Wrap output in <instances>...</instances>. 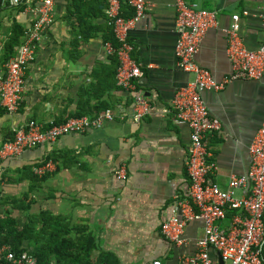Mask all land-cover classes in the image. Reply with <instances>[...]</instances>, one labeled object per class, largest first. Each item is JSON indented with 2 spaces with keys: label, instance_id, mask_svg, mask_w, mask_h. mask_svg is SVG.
Returning <instances> with one entry per match:
<instances>
[{
  "label": "crops",
  "instance_id": "obj_1",
  "mask_svg": "<svg viewBox=\"0 0 264 264\" xmlns=\"http://www.w3.org/2000/svg\"><path fill=\"white\" fill-rule=\"evenodd\" d=\"M149 1L145 16L128 33L133 46L130 57L141 68L137 90L149 101L142 120H134V93L118 84L117 62L106 51L107 0H56V20L26 72L21 108L7 113L0 103V148L8 133H15L31 119L49 125L78 114L113 111L114 119L102 128L65 135L14 158H0V171L53 161L55 171L37 178V214L48 211L60 215L73 228L70 233L67 230V237H80L82 243L92 237V257L109 264H152L155 260L179 264L182 253L196 252V242L204 233L200 219L188 221L179 246L161 232V224L190 182L186 158L191 130L177 121L173 98L193 74L180 67L175 54L174 0ZM186 2L218 13V24L205 35L196 61L217 81L230 77L235 70L224 29L233 14L239 13L245 45L257 48L263 41L262 1ZM14 21L19 23L21 35L32 18L24 8L11 6L10 0H0V74L5 65L1 62L4 42ZM24 38L19 36L21 44ZM18 46H14L16 53ZM202 94L210 114L222 122L221 132L206 136L217 164L212 180L228 189L232 175L246 174L251 167L249 147L264 123V73L260 78H233L223 88ZM123 163L127 179L118 180L116 171ZM244 216L243 211L228 208L218 226L228 233L239 224L237 218ZM211 256L219 264V253L211 250Z\"/></svg>",
  "mask_w": 264,
  "mask_h": 264
},
{
  "label": "built area",
  "instance_id": "obj_2",
  "mask_svg": "<svg viewBox=\"0 0 264 264\" xmlns=\"http://www.w3.org/2000/svg\"><path fill=\"white\" fill-rule=\"evenodd\" d=\"M260 18L263 41L257 48L245 45L240 34L241 15L233 14L227 32L228 55L233 63L234 73L217 81L212 73L200 66L196 54L208 30L218 24V13L206 8L189 5L186 0H174L177 10L175 29L177 41L175 54L180 67L193 74L185 86L180 87L173 98V107L178 122L186 123L191 130L190 146L186 158L189 184L186 193L177 199L172 214L161 224V232L166 239L179 246L183 244L184 233L189 220L204 222V233L197 240V250L193 254L182 253L179 264H217L211 250L219 253L223 264H263L264 247V123L257 131L249 147L250 170L243 175H232L229 188H220L212 174L217 169L216 161L208 148L207 134L222 131V122L210 114L203 98V91L219 90L233 78H260L264 73V0ZM56 0H10V5L23 7L30 14L31 25L25 31L24 41L17 48V54L4 65L0 74V103L9 112L19 111L26 89V72L35 61L41 42L56 20ZM108 22L121 42L116 50L111 42H105L109 55L118 53L119 66L116 77L118 84L134 93V120L140 121L149 110V101L144 93L137 90V79L141 75L140 66L130 57L133 49L129 31L145 16L151 5L149 0H128L135 13L131 17L122 15L121 0H107ZM245 15L249 14L244 10ZM114 119V113L106 110L95 116L82 115L45 125L31 119L15 130L14 138L6 140L0 148V158H14L28 148L41 144L54 143L59 138L82 133L91 128H102L107 121ZM56 165L49 160L34 168L39 177L54 172ZM118 180L127 179L126 164L117 171ZM240 193V194H239ZM228 208L243 211L245 216L237 218L230 232H223L218 221L226 217ZM12 264H36L35 256L28 252L16 254L8 246L0 244V262ZM109 264V263H102ZM152 264H162L160 260Z\"/></svg>",
  "mask_w": 264,
  "mask_h": 264
},
{
  "label": "trees",
  "instance_id": "obj_3",
  "mask_svg": "<svg viewBox=\"0 0 264 264\" xmlns=\"http://www.w3.org/2000/svg\"><path fill=\"white\" fill-rule=\"evenodd\" d=\"M121 5L123 16L131 17L132 15H134L135 11L128 4V0H121ZM20 9H23V7L21 6ZM106 25L107 29L104 42H111L113 47L118 50L121 46V42L119 41L114 32V27L109 24L107 14ZM19 31L20 25L19 23H17V21H14L12 33L7 39V41L4 42V57L1 59L3 65L17 54L14 46L21 44L22 40H20L19 42V36L25 35V30L22 31L21 35L19 34ZM111 57L115 58L118 67L120 63L118 53H113ZM1 109L9 113L3 106ZM76 116H82V114H78ZM7 135L8 136L5 137V141L14 138L15 133L10 132V134ZM47 161L48 160H45L38 164L34 163L25 166L26 169L29 170L26 171V173L30 176L31 180L35 182L37 181V178H39V176L35 174L34 168L37 165L39 166ZM44 176H47V174ZM24 209L28 213H26L25 218L23 219L20 217L18 218L15 214L11 212H7L6 214L0 213L1 245L8 246L9 250L15 252L16 254L28 252L29 254L35 256L36 264H102L104 262L109 263L108 260H96L92 257V249L95 245L92 237L86 238V243H82V239L80 237H67V230L70 233L71 229L73 228H70L69 225L67 226L65 222H63L64 219L61 216L54 215L53 213L48 211L39 214L32 213V211L28 207H24ZM38 225L40 226L39 228L37 227ZM81 228L82 226L78 227L77 229L81 230ZM45 233L47 234V238L42 237ZM37 239H45V241L43 242L42 240L40 242H37ZM90 242L92 243L90 244ZM0 264L12 263L8 262L7 260H3L2 262H0Z\"/></svg>",
  "mask_w": 264,
  "mask_h": 264
},
{
  "label": "rangeland",
  "instance_id": "obj_4",
  "mask_svg": "<svg viewBox=\"0 0 264 264\" xmlns=\"http://www.w3.org/2000/svg\"><path fill=\"white\" fill-rule=\"evenodd\" d=\"M5 169L0 171V213L11 212L22 219L28 213L24 207H28L32 213H37V181L31 180L26 173L29 170L25 166L6 171ZM42 237L47 238V234ZM42 240L45 241L37 239V242Z\"/></svg>",
  "mask_w": 264,
  "mask_h": 264
},
{
  "label": "water",
  "instance_id": "obj_5",
  "mask_svg": "<svg viewBox=\"0 0 264 264\" xmlns=\"http://www.w3.org/2000/svg\"><path fill=\"white\" fill-rule=\"evenodd\" d=\"M219 264H223V260H222L221 256H220V262H219Z\"/></svg>",
  "mask_w": 264,
  "mask_h": 264
}]
</instances>
